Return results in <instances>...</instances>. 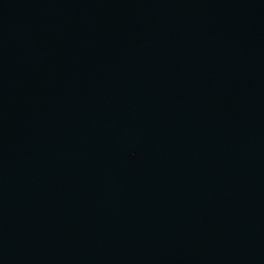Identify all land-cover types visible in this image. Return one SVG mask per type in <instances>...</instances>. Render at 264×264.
<instances>
[{
	"label": "water",
	"instance_id": "1",
	"mask_svg": "<svg viewBox=\"0 0 264 264\" xmlns=\"http://www.w3.org/2000/svg\"><path fill=\"white\" fill-rule=\"evenodd\" d=\"M0 264H264V0H0Z\"/></svg>",
	"mask_w": 264,
	"mask_h": 264
}]
</instances>
